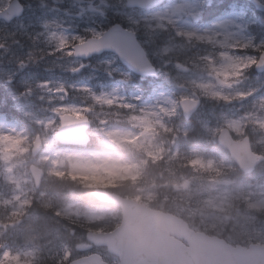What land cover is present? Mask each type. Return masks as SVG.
<instances>
[{
	"label": "rangeland",
	"instance_id": "rangeland-1",
	"mask_svg": "<svg viewBox=\"0 0 264 264\" xmlns=\"http://www.w3.org/2000/svg\"><path fill=\"white\" fill-rule=\"evenodd\" d=\"M9 2L0 0V10ZM21 2L26 9L22 18L10 25L0 22V88L15 101L14 108L38 129L37 133L33 129L28 131L27 144L38 135L41 151L50 149L45 133L55 127L53 112L82 117L92 110L118 108L130 114V127L107 132L115 145L142 147L141 142L163 136L164 146L173 148L180 156L181 139L190 128L178 123L181 114L178 103L188 98L196 100V95L202 104L193 120L206 139L191 150L192 168L213 170L217 165L228 169L229 164L221 156L223 152L208 141L216 138L222 127L236 138L251 135L255 150L264 147V73L254 71L258 55L264 51V30L261 29L260 35L255 34L260 29L252 36L244 34L243 14L248 13L250 25L259 20L246 4L230 2V6H239L241 12L234 7L230 10L234 12L219 16L218 4L223 1L215 0L216 5L209 7L213 5L209 3L206 10L210 18L201 22L203 0H169L153 11L127 9L125 0ZM178 5L181 12L176 10ZM89 8L100 12H90ZM113 23L137 35L157 68L156 80L135 78L113 54L86 61L73 56L74 44L100 36ZM196 55L198 58H194ZM215 78L227 86L217 84ZM3 122L0 120V206L5 211L12 210L6 216L10 222L5 229L18 227L21 234L10 248L0 250V264H36L37 260L38 264H57L58 260L66 264L69 251L59 242L34 232L38 217L29 213L20 216L27 201L25 195L30 192L39 202L43 200L49 206L53 202L38 196L33 182L24 173L25 165L32 160L29 151L21 143V135ZM260 153H264V148ZM148 155L158 158L156 153ZM135 158L133 153L128 162L114 163L107 169L106 178L83 175L81 178L98 186L114 185L123 174L131 172ZM170 172L176 174L175 168H170ZM55 174L64 173L58 170L50 173ZM209 174L208 190L220 201L228 198L229 194L223 190L230 186L225 182L232 179ZM251 175L241 179L243 183L237 191L247 197L245 203L253 210L254 219L245 224L250 243L264 245V162ZM5 185L13 187L7 196L2 190ZM94 251L83 243L76 257Z\"/></svg>",
	"mask_w": 264,
	"mask_h": 264
},
{
	"label": "clouds",
	"instance_id": "clouds-1",
	"mask_svg": "<svg viewBox=\"0 0 264 264\" xmlns=\"http://www.w3.org/2000/svg\"><path fill=\"white\" fill-rule=\"evenodd\" d=\"M129 116L118 108L92 110L84 113L85 122L62 128L53 112L55 127L45 133L50 149H43L29 163V170L40 168L36 192L53 202L48 211L64 230L61 246L70 253L66 264H75L83 243L103 256L106 264H122L136 244L126 222L139 224L147 232V218L152 213L176 217L190 230L230 241L236 247H251L245 224L254 216L245 203L247 197L237 191L243 183L241 169L228 165L225 174L233 179L225 182L230 186L223 191L229 196L220 201L208 190V170L192 168L186 155L178 156L173 148L164 146L163 136L141 142L142 147L115 145L107 132L129 128ZM133 153L131 172L114 185L98 186L81 178H106L107 169L128 162ZM148 153H156L158 158L152 159ZM173 167L176 174L170 172ZM53 170L64 175L52 176ZM166 235L169 243L146 252L148 264H165L172 248V235Z\"/></svg>",
	"mask_w": 264,
	"mask_h": 264
},
{
	"label": "water",
	"instance_id": "water-1",
	"mask_svg": "<svg viewBox=\"0 0 264 264\" xmlns=\"http://www.w3.org/2000/svg\"><path fill=\"white\" fill-rule=\"evenodd\" d=\"M165 0H126L127 8L153 9L164 3ZM23 14V6L18 0H12L8 6L0 11V20L10 23ZM103 52L114 53L119 61L132 73L143 77H155V69L148 61L145 52L135 39V35L119 24H115L98 38H90L83 43L73 46V55L76 58L87 59L92 55ZM264 70V53L261 54L256 65V71ZM199 102L185 99L179 103L183 117L188 120L199 107ZM62 128H71L74 124L85 122L84 118L76 119L70 115L60 117ZM219 143L231 152L238 167L244 173H250L258 160L249 154L246 140L235 143L231 140L228 130L223 129L218 137ZM36 142L33 154L38 150ZM261 160V159H260ZM244 170H247L246 172ZM35 185L40 183L41 172L34 166L30 168ZM170 221L175 223H169ZM148 231L145 232L139 224L131 225L126 222L125 227L134 234L136 244L124 257L122 264H148L145 259L146 252L157 246L161 240H168L166 234H173L187 241V247L175 243L166 258L165 264H264V247L251 245L248 249L226 244L223 240L207 237L202 233H195L188 229L187 225L171 216L152 213L147 218ZM168 229H164L167 228ZM164 229V230H163ZM176 231L179 232L176 235ZM162 232L161 238L160 234ZM156 244V245H155ZM98 258L81 259L75 264H94Z\"/></svg>",
	"mask_w": 264,
	"mask_h": 264
},
{
	"label": "trees",
	"instance_id": "trees-1",
	"mask_svg": "<svg viewBox=\"0 0 264 264\" xmlns=\"http://www.w3.org/2000/svg\"><path fill=\"white\" fill-rule=\"evenodd\" d=\"M84 79L86 78L83 77ZM11 90H15L14 87L11 88ZM15 101L6 93L0 92V116L4 115L8 121H12L16 123V125L25 131L27 129L33 128V124L29 123L24 116L14 108ZM179 122H182L181 118L179 117ZM33 131H37L36 128L33 129ZM195 132H191L187 135V138H190V140H194ZM26 142V141H25ZM27 149L30 151L31 146L30 144H26ZM26 168V167H25ZM26 171V169H24ZM64 174L61 175H55V177H62ZM13 189V187L5 185V188L2 190L4 191L3 195L7 196L9 195L10 191ZM33 194V193H32ZM26 196L27 202L24 205V215L26 213H31L34 216L38 217V221L34 224V232L36 234L38 233L42 237L52 236L55 240L58 239L59 242L63 240V233L64 230L60 227V225L56 222L55 218L51 215V213L48 211V209L51 208L49 204L45 203V201L39 202L35 195ZM3 210V207L0 206V229L1 235H0V250L3 248H7L11 246L13 243V240H19L18 234L20 233V229L18 227H15V230H6L7 223L10 222L6 216L10 213ZM22 216V215H21Z\"/></svg>",
	"mask_w": 264,
	"mask_h": 264
},
{
	"label": "flooded vegetation",
	"instance_id": "flooded-vegetation-1",
	"mask_svg": "<svg viewBox=\"0 0 264 264\" xmlns=\"http://www.w3.org/2000/svg\"><path fill=\"white\" fill-rule=\"evenodd\" d=\"M247 6L250 8V11L253 10L254 14H256L258 17L262 18L264 20V13H261L259 11H256L254 8L250 6V3L247 2Z\"/></svg>",
	"mask_w": 264,
	"mask_h": 264
},
{
	"label": "bare ground",
	"instance_id": "bare-ground-1",
	"mask_svg": "<svg viewBox=\"0 0 264 264\" xmlns=\"http://www.w3.org/2000/svg\"><path fill=\"white\" fill-rule=\"evenodd\" d=\"M3 89L2 88H0V92L2 91ZM166 230L168 229V227L167 228H165Z\"/></svg>",
	"mask_w": 264,
	"mask_h": 264
}]
</instances>
